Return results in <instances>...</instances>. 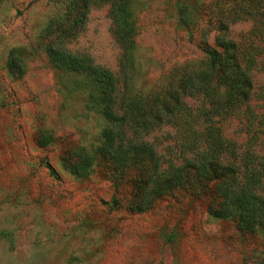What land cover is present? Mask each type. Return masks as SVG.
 Returning a JSON list of instances; mask_svg holds the SVG:
<instances>
[{
	"label": "rangeland",
	"instance_id": "obj_1",
	"mask_svg": "<svg viewBox=\"0 0 264 264\" xmlns=\"http://www.w3.org/2000/svg\"><path fill=\"white\" fill-rule=\"evenodd\" d=\"M60 1L0 0V264H264L263 237L240 238L233 220L212 217L194 196L176 190L151 210L132 213L126 209L130 186L121 184L115 194L98 168L81 177L62 165L67 144L91 150L101 142L104 120L87 109L83 86L75 82L82 77L55 69L38 45ZM120 1L95 0L67 49L110 70L121 93L124 82L131 93L154 92L197 67L201 52L178 22L182 0H123L138 30L123 69L124 49L110 16ZM183 1L196 15L200 0ZM251 26L249 20L231 24V39L241 41ZM209 43L215 46V32ZM19 47L30 54L24 77L15 79L6 64ZM253 84L251 105L261 112L263 72L254 73ZM200 98L185 101L197 107ZM219 125L225 138L245 145L243 122L228 118ZM39 130L54 140L38 145ZM174 137L172 128L160 127L146 139L168 159Z\"/></svg>",
	"mask_w": 264,
	"mask_h": 264
},
{
	"label": "trees",
	"instance_id": "obj_2",
	"mask_svg": "<svg viewBox=\"0 0 264 264\" xmlns=\"http://www.w3.org/2000/svg\"><path fill=\"white\" fill-rule=\"evenodd\" d=\"M94 4L61 0L60 10L49 17L38 38L55 69L82 77L75 82L83 86L87 109L104 120L101 142L91 150L67 144L62 165L81 177L98 168L113 182L115 194L121 184L130 186L129 212L151 210L179 190L200 200L212 217L233 220L240 238H264V94L259 96L261 112L251 105L254 73H264V0H200L196 15L180 1L178 22L201 52L197 67L154 92L136 94L126 82L121 93L110 70L66 47L83 30ZM110 16L126 69L138 35L134 13L122 0L112 4ZM243 20L251 21V29L234 41L229 27ZM212 32L214 47L209 43ZM29 54L21 47L9 51L11 78L24 77ZM195 95L201 104L192 107L185 98ZM228 118L243 122L244 146L224 137L219 124ZM160 127L175 131L168 159L146 139ZM53 140L44 130L36 135L40 146ZM111 203L119 206L116 196Z\"/></svg>",
	"mask_w": 264,
	"mask_h": 264
}]
</instances>
